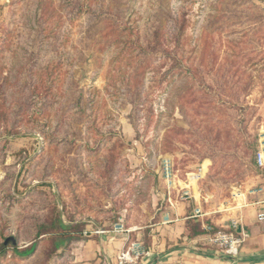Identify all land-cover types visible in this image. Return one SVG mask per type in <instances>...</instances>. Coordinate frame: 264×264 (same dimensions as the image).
Masks as SVG:
<instances>
[{"label": "rangeland", "instance_id": "rangeland-1", "mask_svg": "<svg viewBox=\"0 0 264 264\" xmlns=\"http://www.w3.org/2000/svg\"><path fill=\"white\" fill-rule=\"evenodd\" d=\"M261 143L264 0H0V264H104L83 231L117 225L145 249L164 158L228 224ZM58 219L86 226L56 249Z\"/></svg>", "mask_w": 264, "mask_h": 264}, {"label": "crops", "instance_id": "crops-1", "mask_svg": "<svg viewBox=\"0 0 264 264\" xmlns=\"http://www.w3.org/2000/svg\"><path fill=\"white\" fill-rule=\"evenodd\" d=\"M173 205L164 207V216L172 221L170 224H152L148 233V246L146 254L137 264H148L151 261H184L188 264H264V221H259L257 213L260 211L258 206H247L236 209L231 219L240 218L239 237L241 243L238 246V253L235 256L220 253L215 246L206 240L204 232L193 234L192 224L201 225L202 222H213L217 227L224 226V216L206 217L203 220L192 218V210L195 203H181L175 201L171 195ZM191 205V206H190ZM130 233L96 235L93 242H97L92 253H86L89 257L100 255L104 264H120L119 257L121 252L131 243ZM84 254V253H82Z\"/></svg>", "mask_w": 264, "mask_h": 264}, {"label": "built area", "instance_id": "built-area-1", "mask_svg": "<svg viewBox=\"0 0 264 264\" xmlns=\"http://www.w3.org/2000/svg\"><path fill=\"white\" fill-rule=\"evenodd\" d=\"M256 164L260 169L264 168V144L261 143L259 150L256 153L255 158ZM161 172L163 179L166 183V188L168 191V202L170 205H173L171 195L173 194L176 198L175 201L181 203H195L197 198L193 193V183L192 181H187L185 183H179L177 181L176 170L174 164L170 158H164L161 161ZM234 199H239L240 202L237 203V209H241L247 206H258L260 211L257 213V218L259 221H264V188L263 187H249L245 192L234 193ZM192 218L198 220H203L208 216V213L205 212L200 204L192 210ZM164 218L166 221H171L168 218V214H165ZM241 225L240 218L230 219L228 224L224 226L217 227L213 222H202L201 228L206 235V240L211 245L222 254L235 256L238 253V246L241 243V237H239V227ZM129 233L127 229H124L122 225H117L113 230H104L103 228H95L83 231V235H99L104 234H116V233ZM146 250L142 247V243L137 241H131L130 245L121 252L119 257L120 264H137V262L144 257ZM148 264H188L184 261H163L155 260L151 261Z\"/></svg>", "mask_w": 264, "mask_h": 264}, {"label": "trees", "instance_id": "trees-1", "mask_svg": "<svg viewBox=\"0 0 264 264\" xmlns=\"http://www.w3.org/2000/svg\"><path fill=\"white\" fill-rule=\"evenodd\" d=\"M83 10L82 7L80 6L77 11H81ZM88 9H84V12H86ZM177 18H175V21H176ZM185 20L184 22L182 23V26H181V30L183 31L184 30V26H185ZM182 69V66L180 67L179 70ZM256 146V143H253V147ZM58 221V225L57 227L55 226H52V227H43L42 228V231H40L39 235H43V234H52L54 235L55 233L52 231V230H59L61 229L62 231L60 233H58L60 236H64L62 237L63 239L56 242L55 243V247L56 249L59 248L62 243H65L66 241H70V242H74V241H77L81 238V235H82V231L85 229V223L84 222H77V223H73L69 226H66L60 219L57 220ZM198 226V227H197ZM197 226H193L192 227V232L193 234H198V233H201L203 232L202 228L197 225ZM197 227V228H195ZM86 230H89V229H86ZM64 231V232H63ZM66 235V236H65ZM91 236V235H89ZM34 244L31 246V248L29 249H25L23 251H19L18 249H16V247L14 248L15 249V254H17L18 256H25L29 253L32 252V250L34 249Z\"/></svg>", "mask_w": 264, "mask_h": 264}, {"label": "water", "instance_id": "water-1", "mask_svg": "<svg viewBox=\"0 0 264 264\" xmlns=\"http://www.w3.org/2000/svg\"><path fill=\"white\" fill-rule=\"evenodd\" d=\"M8 243H11L13 245H15L17 242H16V239L12 236L10 237H7L4 241V245L8 244Z\"/></svg>", "mask_w": 264, "mask_h": 264}]
</instances>
